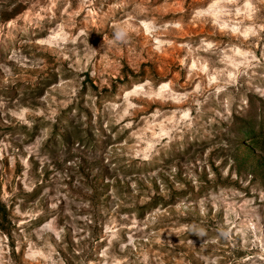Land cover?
<instances>
[{
	"label": "rangeland",
	"instance_id": "obj_1",
	"mask_svg": "<svg viewBox=\"0 0 264 264\" xmlns=\"http://www.w3.org/2000/svg\"><path fill=\"white\" fill-rule=\"evenodd\" d=\"M0 264H264V0H0Z\"/></svg>",
	"mask_w": 264,
	"mask_h": 264
},
{
	"label": "clouds",
	"instance_id": "obj_2",
	"mask_svg": "<svg viewBox=\"0 0 264 264\" xmlns=\"http://www.w3.org/2000/svg\"><path fill=\"white\" fill-rule=\"evenodd\" d=\"M123 35H124V33H123L122 31H118V32H117V39L122 38Z\"/></svg>",
	"mask_w": 264,
	"mask_h": 264
},
{
	"label": "snow or ice",
	"instance_id": "obj_3",
	"mask_svg": "<svg viewBox=\"0 0 264 264\" xmlns=\"http://www.w3.org/2000/svg\"><path fill=\"white\" fill-rule=\"evenodd\" d=\"M54 39H55V37H54Z\"/></svg>",
	"mask_w": 264,
	"mask_h": 264
}]
</instances>
